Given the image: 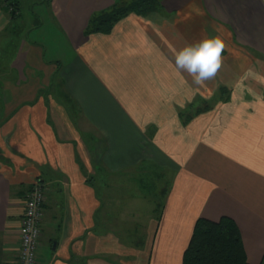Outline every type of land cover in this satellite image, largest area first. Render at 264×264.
Masks as SVG:
<instances>
[{
    "label": "crops",
    "instance_id": "1",
    "mask_svg": "<svg viewBox=\"0 0 264 264\" xmlns=\"http://www.w3.org/2000/svg\"><path fill=\"white\" fill-rule=\"evenodd\" d=\"M159 1L85 34L113 0H29V24L21 0H0V264L17 260L35 181V264H181L195 221L221 217L238 227L247 264H264V0ZM206 36L226 48L197 86L175 55ZM198 99L200 113L182 120ZM129 170L146 180L124 205L113 192ZM150 170L171 178L146 222L136 210L150 205ZM124 221L142 224L141 242L119 232Z\"/></svg>",
    "mask_w": 264,
    "mask_h": 264
},
{
    "label": "trees",
    "instance_id": "2",
    "mask_svg": "<svg viewBox=\"0 0 264 264\" xmlns=\"http://www.w3.org/2000/svg\"><path fill=\"white\" fill-rule=\"evenodd\" d=\"M159 7L158 0H126L124 4L113 5L90 17L84 32L108 34L113 26L127 15L144 17ZM186 111L192 112L180 111L179 117L182 120H188L195 113H200V110L192 107ZM162 208V205L157 204L154 212L160 215ZM181 264H247L235 222L227 217H221L216 222L197 219L188 246L182 255Z\"/></svg>",
    "mask_w": 264,
    "mask_h": 264
},
{
    "label": "rangeland",
    "instance_id": "3",
    "mask_svg": "<svg viewBox=\"0 0 264 264\" xmlns=\"http://www.w3.org/2000/svg\"><path fill=\"white\" fill-rule=\"evenodd\" d=\"M14 1L17 2L18 0H14ZM32 1H35V0H32ZM125 1L126 0H113V5H120V3L124 4ZM19 5H20V8H22V11H23L22 15H24L25 17L28 18V24L30 22L32 23L31 20H32L33 17L31 16L30 10H29L30 9L29 0H21V3ZM39 7H45V6L39 5ZM47 29H46V32H47ZM52 88H56V87L52 86ZM55 91H58V89L56 88ZM218 95H219V97H221L222 92L220 91ZM217 98H218V96H216L212 100L209 99L207 101L209 103L208 105L214 104L217 101ZM201 101H200V99L194 101V103H192V105H188L186 107V109H184L185 111H182V112L191 113L192 111H186V110L190 109V107H192L193 109H195L196 107H200L202 105ZM204 105H206V103H204ZM107 177H109L107 182L114 181V180L110 179V177H112L111 175H109ZM116 178H118V180H117L118 183H122L123 184L124 189L121 190V191H118L116 193L113 192V195H118L120 198H124L125 200L122 203L124 205L128 204V202L126 200L129 199L131 194L137 193V192H135V187L138 188L139 187L138 184L143 179L146 180L145 176L142 177V176H137V175L130 174V170L126 174L116 175ZM170 178L171 177L168 176L166 174V172L157 171V170H150V205L147 204V203H143L142 205L140 204L137 207V210L134 208L139 214H141L142 220H144L146 222L148 221V216L150 215L149 213H151L152 210L155 209L157 204H159L160 206L164 205V201H165L164 199L165 198H163L162 193L165 192L164 190L168 189V186L170 184ZM144 183H146V181ZM148 191H149V188H144V189L140 190V192H144V193H146ZM140 192L138 191V193H140ZM129 203H130V201H129ZM126 208L130 209L131 207L130 206H126L124 208V210H126ZM153 215L156 218L157 214L155 213ZM116 224H117L118 227L121 228L120 231H119L120 233L124 232V233H128L129 235L132 236V238L129 239V241H133L135 243H138V242L142 241V238L139 237L140 233L136 234L134 232L136 230L140 231V228L138 229L136 226L137 225L141 226L142 225L141 223L140 224H136V223H132L130 221L129 222L124 221V222H117ZM134 236H135V238H134Z\"/></svg>",
    "mask_w": 264,
    "mask_h": 264
},
{
    "label": "clouds",
    "instance_id": "4",
    "mask_svg": "<svg viewBox=\"0 0 264 264\" xmlns=\"http://www.w3.org/2000/svg\"><path fill=\"white\" fill-rule=\"evenodd\" d=\"M226 48L220 36L204 37L186 44L175 55L177 72L186 73L193 84L199 86L213 80L222 67V54Z\"/></svg>",
    "mask_w": 264,
    "mask_h": 264
},
{
    "label": "built area",
    "instance_id": "5",
    "mask_svg": "<svg viewBox=\"0 0 264 264\" xmlns=\"http://www.w3.org/2000/svg\"><path fill=\"white\" fill-rule=\"evenodd\" d=\"M10 11H12L10 9ZM44 190L35 181L24 203V214L20 228V247L15 264H35L36 249L40 237V221L43 216Z\"/></svg>",
    "mask_w": 264,
    "mask_h": 264
}]
</instances>
